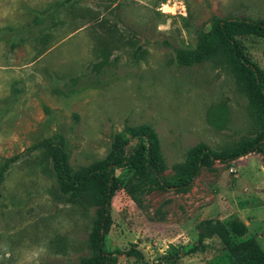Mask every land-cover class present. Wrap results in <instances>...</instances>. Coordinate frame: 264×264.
Returning <instances> with one entry per match:
<instances>
[{"label": "rangeland", "instance_id": "374dc122", "mask_svg": "<svg viewBox=\"0 0 264 264\" xmlns=\"http://www.w3.org/2000/svg\"><path fill=\"white\" fill-rule=\"evenodd\" d=\"M214 17L264 19V0H0V264H80L97 208L61 194L42 151L62 136L72 172L104 160L125 129L155 131L165 169L203 143L252 137L257 117L243 84L211 61L178 65ZM238 41L264 70V40ZM104 250L118 264H229L200 224L237 220L264 253V159L203 168L186 192L131 174L111 206ZM230 236L233 231L228 226ZM139 251L136 262L123 253Z\"/></svg>", "mask_w": 264, "mask_h": 264}, {"label": "trees", "instance_id": "16d2710c", "mask_svg": "<svg viewBox=\"0 0 264 264\" xmlns=\"http://www.w3.org/2000/svg\"><path fill=\"white\" fill-rule=\"evenodd\" d=\"M251 36L264 40V19L214 17L209 30L199 35L192 50H176L178 65L211 61L226 71L237 83L243 84L246 97L256 117L257 131L235 145L214 149L200 143L188 150L183 163L174 166L169 179L161 176L165 169L158 137L149 125L125 129L116 136L108 156L92 165L72 172L65 151V139L58 135L31 147L42 151L51 162V171L59 192L76 202L97 208V219L92 224L88 250L90 257L80 264H118L119 255L104 250L105 236L112 226L111 206L115 194L122 188L125 175L161 190L188 191L203 168L214 163L229 164L251 154L264 159V70L245 53L238 38ZM19 157L6 159L0 166L1 184L8 167ZM234 236H230L227 227ZM200 238L216 235L229 249V264H264V253L251 238L245 237V228L237 220L229 223L206 221L200 224ZM136 262L143 260L134 248L123 253Z\"/></svg>", "mask_w": 264, "mask_h": 264}]
</instances>
